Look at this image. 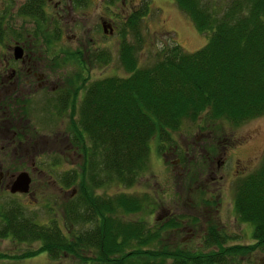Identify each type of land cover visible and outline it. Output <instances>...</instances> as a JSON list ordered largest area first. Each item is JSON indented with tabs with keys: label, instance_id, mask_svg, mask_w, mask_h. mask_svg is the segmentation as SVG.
<instances>
[{
	"label": "trees",
	"instance_id": "trees-1",
	"mask_svg": "<svg viewBox=\"0 0 264 264\" xmlns=\"http://www.w3.org/2000/svg\"><path fill=\"white\" fill-rule=\"evenodd\" d=\"M174 2L197 29L207 32L206 42L186 51L173 40L150 65L138 67L135 48L124 37L119 60L126 74L93 80L78 110L89 140L81 151L74 197L66 201L60 217L53 213L47 222L23 214L16 202L0 207V237L38 241V251L49 258L73 255L78 264H231V258L247 250L237 243L224 246V235L213 225L204 236L208 252L173 244L168 248L160 231L173 226L172 220L159 227L146 225L143 233V220L119 216L143 207L146 196L105 197L95 191L106 182H134L147 159L150 138H168V131L183 119L193 121L204 112L211 123L223 119L236 124L264 114V0H229L220 12L205 0ZM2 24L0 19V39ZM127 26L125 32L132 31V39L139 40L136 22L130 18ZM233 208L238 219L252 225L254 246L264 249V155L235 183ZM151 242L156 247H149Z\"/></svg>",
	"mask_w": 264,
	"mask_h": 264
},
{
	"label": "rangeland",
	"instance_id": "rangeland-1",
	"mask_svg": "<svg viewBox=\"0 0 264 264\" xmlns=\"http://www.w3.org/2000/svg\"><path fill=\"white\" fill-rule=\"evenodd\" d=\"M205 1L211 5L210 7L220 12L229 0ZM91 7L95 9L94 1ZM15 19L20 20V17L15 15L5 20L10 24V21ZM31 21V18L23 19V22L28 25ZM138 26L140 37L137 41L132 39V31L125 32L127 33L126 41L131 42L135 48L134 54L138 67L150 65L155 61L161 47L173 40L183 50L193 51L202 46L208 37L207 32L197 29L188 14L174 0H144ZM107 41L111 45L114 42L113 37ZM114 47L111 46V48ZM114 53L115 55L112 54L109 57V63L101 67L90 65L93 72L91 78L101 77L103 74L119 76L126 74L123 65L117 61L115 48ZM72 115L76 118L77 112ZM40 120L47 125L52 120L55 122L56 116L53 118L51 114L43 113L40 115ZM207 121L205 113L201 112L193 121L183 119L177 129L168 131L169 137L166 139H157L152 136L148 141L147 159L134 182L128 186L106 182L96 187L95 191L102 193L105 197L120 193L146 196V204L142 205L143 207L126 215L120 212L119 215L133 219L130 221L144 220L142 221L143 233L147 231L146 225L153 226L158 223L153 213L158 206H168L171 211H175L172 217L179 226L172 231L169 227H164L160 231V235L166 238L163 242H166L168 248L173 244L194 253L208 252L211 248L204 244V236L206 229L213 225L216 231L224 235V246L234 243L248 246L243 253L230 259L231 264H264V249L254 246L252 225L238 219L233 208L235 183L241 177V173L244 174L256 167L264 155V114L255 115L236 124L223 119H216L214 123ZM201 139L203 144H199ZM222 146L227 148L224 165L216 171L214 180L212 177L213 181L209 182L211 178L207 175V164L212 158L214 161L219 158ZM201 147L206 148L208 156ZM3 149L5 147L0 145V158L3 155ZM40 149H43L40 156V174L42 170L44 172L40 175V186L36 184L37 177L34 176L31 196H27L24 192L11 193L8 190L9 185L7 187L1 185L0 207L16 202L22 205L23 214L34 217L38 222H47L64 200V195L55 187L56 182L51 181L52 184H50L47 180L58 176L61 172L69 171L76 163L78 167L81 164L78 156L66 160L58 157L57 152L49 145H40ZM195 150L197 152H194ZM95 152L94 159L97 157ZM198 152L202 153L198 154L200 160L205 159L203 167L197 166L199 163L192 161L190 169L186 170L189 155ZM177 156L179 161L174 159ZM54 157H57V160L53 159V161ZM5 168H8L10 172L20 168V165L15 160H10L7 164L4 161L2 170L5 171ZM49 172L51 177L48 175ZM199 173L201 175L204 173L207 180L204 190L198 183L203 179L199 177ZM219 173H222L221 177ZM7 177L4 173L0 178L1 182ZM194 188H197L199 193L194 192ZM209 197L211 201L205 202V199ZM59 224L63 232L68 234L63 221ZM75 226L73 231H76ZM187 226L192 229L188 230ZM38 246V241H18L11 236L0 237V264H78L77 258L73 255L51 259L44 251H38ZM148 246L156 247V242H151ZM217 246L212 248L217 250ZM129 249L131 248H126V250ZM26 250H32V252L23 256L22 253ZM10 256H17V258Z\"/></svg>",
	"mask_w": 264,
	"mask_h": 264
},
{
	"label": "flooded vegetation",
	"instance_id": "flooded-vegetation-1",
	"mask_svg": "<svg viewBox=\"0 0 264 264\" xmlns=\"http://www.w3.org/2000/svg\"><path fill=\"white\" fill-rule=\"evenodd\" d=\"M92 1L95 2V9L91 7ZM143 1L2 0L0 145L5 149L0 158V178L4 173L8 177L3 182L0 180V186L7 187L15 179L17 172L26 171L29 182L24 193L31 196L34 176L37 177L36 184L40 186V175L44 174L43 170L40 174V156L43 150L40 145L51 146L57 156L65 160L78 156L82 165L84 155L81 151L85 150L83 145L89 140L78 122L83 92L93 80L116 75L103 74L101 77L91 78L93 72L90 65L101 67L109 63V57L115 55L114 48L120 63V43L126 37L127 22L131 18L139 24ZM26 10H32L34 14L31 16L24 13ZM15 15L20 20L15 19L8 24L5 19ZM25 18H31L30 25L23 22ZM111 37L114 42L109 45L107 40ZM76 112L75 118L72 113ZM43 113H49L53 118L56 116V121L52 120L44 125L40 120ZM200 143L203 144V139ZM36 146H39L38 149H34ZM197 150L199 151L198 148ZM201 150L208 156L206 148L201 147ZM226 153L227 148L222 146L219 158L215 161L212 158L207 164V175L211 178L209 182L214 180L216 171L224 165ZM198 154L202 153L189 155L186 170L190 169L192 161L203 167L205 159L200 160ZM53 159L57 160V157ZM174 159L179 161L178 156ZM10 160H15L20 168L10 172L5 168L3 171V162L7 164ZM79 167L76 163L69 171L47 180L50 184L55 181V187L64 195V200L59 205L60 211L58 209L53 212L59 217L66 201L76 193ZM48 175L51 177L50 172ZM221 176L222 173H219V177ZM199 177L203 178L198 182L203 189L207 180L204 173H199ZM197 188L193 191L199 193ZM208 201H211V197L205 199V202ZM73 203L74 201L71 205ZM156 209L153 212L158 222L155 227L170 220L174 222L172 216L175 211H171V208L158 206ZM178 226L174 222L169 230H175ZM187 229L191 230L192 227L187 226ZM161 238L166 239L163 236Z\"/></svg>",
	"mask_w": 264,
	"mask_h": 264
},
{
	"label": "water",
	"instance_id": "water-1",
	"mask_svg": "<svg viewBox=\"0 0 264 264\" xmlns=\"http://www.w3.org/2000/svg\"><path fill=\"white\" fill-rule=\"evenodd\" d=\"M29 176L26 171L16 173L15 179L9 185L10 192H25L28 189Z\"/></svg>",
	"mask_w": 264,
	"mask_h": 264
}]
</instances>
